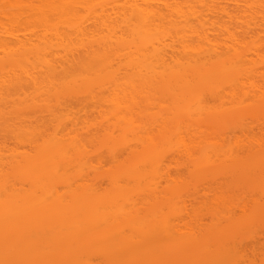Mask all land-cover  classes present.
Returning a JSON list of instances; mask_svg holds the SVG:
<instances>
[{
  "label": "bare ground",
  "instance_id": "6f19581e",
  "mask_svg": "<svg viewBox=\"0 0 264 264\" xmlns=\"http://www.w3.org/2000/svg\"><path fill=\"white\" fill-rule=\"evenodd\" d=\"M249 226L264 0H0V264H245Z\"/></svg>",
  "mask_w": 264,
  "mask_h": 264
},
{
  "label": "rangeland",
  "instance_id": "374dc122",
  "mask_svg": "<svg viewBox=\"0 0 264 264\" xmlns=\"http://www.w3.org/2000/svg\"><path fill=\"white\" fill-rule=\"evenodd\" d=\"M232 208H234V207H232ZM236 208H237V207H236ZM227 209H228V208H227ZM231 210H232V209H231ZM233 210H235V209H233ZM237 210H238V209H237ZM239 210H240V209H239ZM239 210H238V211H232V212H234V213H235V212H238V213L241 212V214L238 215V216H237V214L235 213L236 217L243 216V215H242V211L240 210V212H239ZM247 212H249V211H247ZM243 214H244V213H243ZM233 215H234V214H233ZM246 215H247V213H246ZM248 215L250 216V213H248ZM244 216H245V215H244ZM247 217H248V216H247ZM247 217H245V218H247ZM239 218H240V217H239ZM242 218H244V217H242ZM242 218H241V219H242ZM235 219H237V218H235ZM259 219H260V218H259ZM262 220H263V218H262ZM262 223H263V222H262ZM262 223H260V225H261ZM249 227H250V226H249ZM252 227H253V226H252ZM258 227H259V226H258ZM260 227H261V226H260ZM263 227H264V226H263ZM263 227H261L260 229L264 230ZM247 228H248V227H247ZM243 229L245 230L246 227L243 228ZM248 229H250V232H252V231H255L256 227H253V228L250 227V228H248ZM252 229H254V230H252ZM260 229H257L256 231H258V230H260ZM244 230H243V233L245 232ZM246 230H247V229H246ZM256 231H255V233H256ZM241 232H242V231H240V233H241ZM260 232H261V234H262V231H260ZM260 232L258 231L259 234H260ZM263 232H264V231H263ZM248 233H249V230H248V232H246V234H248ZM252 233H253V232H252ZM258 233H256V234H257V235H255L256 237L261 235V234L259 235ZM237 234H239V233H237ZM241 234H242V233H241ZM244 234H245V233H244ZM244 234H243V235H244ZM246 234H245V235H246ZM250 234H251V233H250ZM250 234H249V235H246V236H247V237L249 236L248 238H250V236H251ZM239 235H240V234H239ZM243 235H242V236H243ZM245 235H244V236H245ZM255 236L253 237L254 239L256 238ZM261 236H262V237H261ZM261 236H260V238H262V239L264 240V234L261 235ZM248 238H245V239H246L245 241H248ZM258 238H259V237H258ZM260 238H259V239H260ZM250 239H251V238H250ZM254 239H252V241H254ZM259 239H258V240H259ZM263 240H261V242H263ZM245 241H243V242L245 243ZM250 242H251V241H250ZM256 242H257V241H256ZM249 244H251V243H249ZM249 244H247V243L244 244V245L241 244V246H243V248L240 250V252H241V255L243 256V258L246 259V261L244 260L246 263H245V262H244V263H245V264H253L252 262L254 261V263L257 262V264H261V263H262V262H261V261H262V260H261V257H262L261 254H263V253H261V252L264 251V246L262 245L263 248L261 247V244H262V243H261V244L258 243V245H253V244H255V243H253V244H251V245H249ZM240 248H241V247H240ZM241 255H240V256H241ZM260 256H261V257H260ZM263 256H264V255H263ZM247 262H248V263H247ZM249 262H250V263H249ZM263 262H264V258H263Z\"/></svg>",
  "mask_w": 264,
  "mask_h": 264
}]
</instances>
